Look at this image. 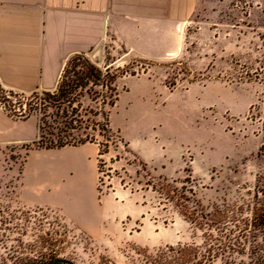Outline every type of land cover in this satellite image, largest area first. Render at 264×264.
Wrapping results in <instances>:
<instances>
[{
  "label": "rangeland",
  "instance_id": "374dc122",
  "mask_svg": "<svg viewBox=\"0 0 264 264\" xmlns=\"http://www.w3.org/2000/svg\"><path fill=\"white\" fill-rule=\"evenodd\" d=\"M184 36L182 52L162 61L135 58L109 41L87 55L99 64L109 55L115 66L134 67L135 76L117 86L118 101L108 109L110 128L145 156L152 148L157 155L152 163L142 160V168L134 151L114 141L103 156L96 149L92 158L87 149L90 160L81 169L90 181L96 173L99 206L102 198L119 203L133 194L145 207L144 222L100 216L87 231L58 210L20 207L25 156L43 149L32 144L0 149V219L11 222L0 226V245L17 246L15 240L28 245L46 232V258L28 250L15 255L0 250V264L49 262L52 252L73 264H155L168 247L187 246L199 260L212 245L210 237L229 232L239 236L244 253L226 252L204 264L263 260L264 252L249 250L264 249L258 221L264 214V77L239 78L264 69V0H201ZM159 177L176 180L178 189L189 179L186 187L194 196L188 197L195 201L190 207L223 214L220 229L198 213L188 222L179 204H160L147 187ZM113 211H118L115 204Z\"/></svg>",
  "mask_w": 264,
  "mask_h": 264
},
{
  "label": "crops",
  "instance_id": "0c3cea01",
  "mask_svg": "<svg viewBox=\"0 0 264 264\" xmlns=\"http://www.w3.org/2000/svg\"><path fill=\"white\" fill-rule=\"evenodd\" d=\"M200 1L0 0V84L25 94L54 91L72 56L104 48L108 41L145 61L176 57L184 48L185 30ZM125 82L122 78L117 86ZM37 134L33 119L14 120L0 108L1 150L32 144ZM127 143L141 161L152 163L157 155L155 148L145 156ZM87 149L94 158L95 144L28 151L18 205L58 210L87 231L100 216L143 223L145 207L136 203L133 194L119 203L102 198L98 205L96 173L90 181L81 169L90 160L88 154L85 157Z\"/></svg>",
  "mask_w": 264,
  "mask_h": 264
},
{
  "label": "trees",
  "instance_id": "16d2710c",
  "mask_svg": "<svg viewBox=\"0 0 264 264\" xmlns=\"http://www.w3.org/2000/svg\"><path fill=\"white\" fill-rule=\"evenodd\" d=\"M90 52L74 55L68 60L54 91H35L25 94L6 90L0 84V108L9 117L18 121H26L32 117L37 119L38 134L32 143L34 148L59 150L65 147L95 144L99 150L98 156L107 154L109 144L114 141L128 148V144L123 142L119 132L114 133L111 130L108 109L113 108L118 101L117 82L126 76H135L134 67L131 65L115 66L113 65L115 61L109 55L106 56L103 64H99L87 56ZM263 71L264 69L260 68L253 72H246L239 79L257 80L264 77ZM139 162L142 168L146 167L144 162L140 160ZM177 183L176 180L159 177L155 184L148 183L147 187L157 194L160 204H179L182 216L188 222L193 223L198 213L202 220H207L211 226L214 225L216 229H220L225 220L224 215L220 212L214 215L203 214V210L197 211L190 207V204H194L195 201L188 196L193 197L194 194L186 185L191 182L187 179L179 189ZM258 221L260 229L264 231V214ZM10 223L7 218L1 217L0 226L3 227ZM204 225L210 226L207 223ZM3 230L9 232L8 228ZM218 233H221V230ZM0 237L2 238L3 235ZM221 238H224V242ZM238 238L239 236H233L232 232L226 236L221 235L220 238L210 237L212 245L205 251V254L199 255V260L192 247L176 249L168 247L167 252H162L154 263L204 264L211 263L217 255L226 252L242 254L245 249L238 243ZM35 239L28 245H24L21 240H15L17 246L1 244L0 250H4L8 255L28 250L37 253L40 259L46 258V252H43L46 245V232L44 234L40 232ZM9 241L10 239H6L3 244ZM249 251L254 255L264 252V249L256 246ZM58 258V254L52 252L49 255V262ZM262 258L263 260H257L254 264H264V256Z\"/></svg>",
  "mask_w": 264,
  "mask_h": 264
},
{
  "label": "water",
  "instance_id": "95a60500",
  "mask_svg": "<svg viewBox=\"0 0 264 264\" xmlns=\"http://www.w3.org/2000/svg\"><path fill=\"white\" fill-rule=\"evenodd\" d=\"M32 264H73V263L67 259L58 258L57 260L48 263L41 262V263H32Z\"/></svg>",
  "mask_w": 264,
  "mask_h": 264
}]
</instances>
